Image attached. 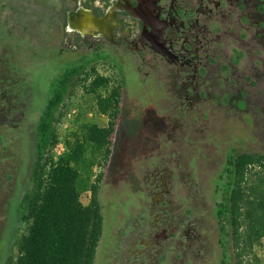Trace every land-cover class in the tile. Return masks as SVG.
Segmentation results:
<instances>
[{
  "label": "flooded vegetation",
  "instance_id": "flooded-vegetation-1",
  "mask_svg": "<svg viewBox=\"0 0 264 264\" xmlns=\"http://www.w3.org/2000/svg\"><path fill=\"white\" fill-rule=\"evenodd\" d=\"M40 1L0 0V82H7L5 88L0 83L1 143L8 126L38 120L24 94L31 90L34 96L58 74L59 37L73 51L83 50L81 56L97 54L106 67L116 60L126 82L131 73L163 88L158 106L175 107L192 123L202 116L208 124L215 121L211 113L220 95L223 106L230 91L245 103L253 98L250 87L260 92L264 85V0ZM46 60L52 79L41 84L29 68ZM176 123L181 132L172 133L174 140L186 129L185 122ZM163 156L152 155L133 179L126 178L136 183L124 205L127 219L108 232L114 253L121 254L117 259L167 264L207 258L220 246V263L227 264L230 245L224 246L220 212L235 155L216 165L196 155Z\"/></svg>",
  "mask_w": 264,
  "mask_h": 264
},
{
  "label": "trees",
  "instance_id": "trees-1",
  "mask_svg": "<svg viewBox=\"0 0 264 264\" xmlns=\"http://www.w3.org/2000/svg\"><path fill=\"white\" fill-rule=\"evenodd\" d=\"M101 61L97 54L66 61L43 90L28 141L31 146L38 139L31 186L22 196V226L6 264H95L104 233L101 190L127 87L122 66L109 61L107 74ZM62 142L69 168L65 181L57 183L49 177V158ZM231 162L220 212L224 246L232 247L235 264H264L258 255L264 239V153L244 150Z\"/></svg>",
  "mask_w": 264,
  "mask_h": 264
},
{
  "label": "rangeland",
  "instance_id": "rangeland-1",
  "mask_svg": "<svg viewBox=\"0 0 264 264\" xmlns=\"http://www.w3.org/2000/svg\"><path fill=\"white\" fill-rule=\"evenodd\" d=\"M46 2L48 0L40 1L43 5H46ZM58 52L55 58H58L61 65L71 58L81 56L84 51H73L71 46L59 37ZM48 61L29 68L41 84H48V79H52ZM109 68L103 66L101 71L108 74L111 72ZM127 77L123 118L114 136L113 154L101 190L105 216L104 233L95 264H136L134 261H126L125 258L117 259L121 254L114 253L117 246L115 240L109 238L108 232L109 228L113 231L119 230L120 223L124 221L123 217L127 219L124 205L131 201L133 186L136 183H127L126 178L133 179L134 172L139 173V164H147L152 155L162 158H165V153L184 158L196 155L199 161L216 165L228 154L236 155L244 150L264 153V85H261L260 92L259 87H250L247 93L253 98H246L245 103L239 99L237 91L227 93L229 101L224 106L222 95L217 97L216 108L211 113L215 116V121L208 124L204 116L200 122L192 123L191 116L181 118L180 110L175 107L161 108L158 106V100L165 96L163 88L154 89L151 83L138 80L136 74L130 73ZM0 83L4 88L7 87V82ZM39 90L37 94L34 92V96L31 90L24 94L34 111V118L38 114V104L44 94L43 88L39 87ZM74 103L75 101L72 105ZM174 115L179 116L178 121L185 122L186 125V129L183 128L182 131L184 133L178 134L175 140L172 133L181 131L176 123L178 121H173ZM31 126V122L21 123L18 127L8 126L3 132L5 143L0 141V160L2 157L7 159L4 163L0 161V264H6L16 232L22 226L21 200L31 186L30 177L38 144V139H35L34 144L29 145L30 133L33 132ZM67 126L66 120L59 126V132L64 134ZM64 147V142L60 143L49 158V177L57 183L64 182L68 174ZM113 236L115 237L116 233H113ZM230 250L228 262L235 264L231 246ZM258 255L264 259V239L258 243ZM205 256L206 254L204 259L196 256L186 261L174 259L167 264H221L222 249L218 246L207 258Z\"/></svg>",
  "mask_w": 264,
  "mask_h": 264
},
{
  "label": "built area",
  "instance_id": "built-area-1",
  "mask_svg": "<svg viewBox=\"0 0 264 264\" xmlns=\"http://www.w3.org/2000/svg\"><path fill=\"white\" fill-rule=\"evenodd\" d=\"M63 149L66 150V147H64Z\"/></svg>",
  "mask_w": 264,
  "mask_h": 264
}]
</instances>
